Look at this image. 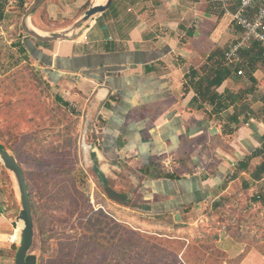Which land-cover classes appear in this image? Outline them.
<instances>
[{"label": "crops", "instance_id": "1", "mask_svg": "<svg viewBox=\"0 0 264 264\" xmlns=\"http://www.w3.org/2000/svg\"><path fill=\"white\" fill-rule=\"evenodd\" d=\"M106 1L45 0L34 13L74 22ZM230 25L216 0H113L71 38L41 45L25 36L22 43L46 82L78 111L99 170L155 163L174 172L176 179L137 180L138 208L181 217L218 201L238 180L223 185L227 174L262 142L264 123L252 111L261 71L252 74L253 91L250 79L223 81L218 93L245 92L244 99L211 117L213 106L196 99L191 85L209 53L232 44L226 47ZM16 217L0 196V264H14ZM215 242L227 258L242 256L237 264H264L263 255L227 234Z\"/></svg>", "mask_w": 264, "mask_h": 264}, {"label": "rangeland", "instance_id": "2", "mask_svg": "<svg viewBox=\"0 0 264 264\" xmlns=\"http://www.w3.org/2000/svg\"><path fill=\"white\" fill-rule=\"evenodd\" d=\"M32 1L25 0L23 6L17 0H6L0 8V144L23 170L33 206L35 235L31 252L37 255V264H84V259L78 260V254L86 240L88 243L91 240L94 254L87 264H115L114 256L119 257L117 264H182L185 257L190 264H224L225 260L237 264L240 256L227 258L224 253L216 256L222 251L212 236L220 234L245 244V251L253 249L264 256V198L262 203L253 201L255 194L261 195L259 183L245 190L242 179L238 178L221 196L225 202L217 211L202 206L187 210L181 217L164 215L154 220L138 208L141 204L136 192L137 180L131 175V168H125L107 173L106 178L108 185L118 192L134 191L133 209L123 208L107 198L92 167L94 158L89 147L92 137L85 132L78 111L56 93L21 49L27 36L21 28V19ZM235 2L229 0L231 9ZM34 14L27 23L42 34L51 32L37 29L36 23L45 29L57 28L55 32L72 24L67 19L61 25H49L41 13ZM228 32L226 47L240 34L231 25ZM242 71V81L248 82L247 72ZM259 78L262 83L258 82L260 87L252 99L253 112L264 104L263 71ZM96 163L99 167L102 162ZM214 167L211 163L212 170ZM0 177L5 191L0 194L2 203L17 216L20 208L17 185L1 161ZM9 199L13 200L14 209L10 208ZM96 210L122 226L140 230V249L134 252L126 248V233L120 236L123 228H114L110 220L100 218L102 222H97L108 234L100 233L95 222L84 226L82 222ZM171 224H186V227L176 228ZM177 239L188 240L190 247L183 255L182 251L177 252L181 243Z\"/></svg>", "mask_w": 264, "mask_h": 264}, {"label": "trees", "instance_id": "3", "mask_svg": "<svg viewBox=\"0 0 264 264\" xmlns=\"http://www.w3.org/2000/svg\"><path fill=\"white\" fill-rule=\"evenodd\" d=\"M17 1H19L21 5L23 4V6L24 5L26 6L25 0H17ZM239 1L240 0H236L235 3L237 4ZM5 3H6V0H0V7L1 5H4ZM258 5L255 3L249 9V15H252L256 12ZM31 15H35V14L33 13ZM42 17H43V20L46 22V24L53 25V26L61 25V22L48 19L43 13H41V18ZM35 27L41 31L45 30V28L41 27L39 23L38 24L36 23ZM36 43L42 45V43L40 42H36ZM21 47H22L21 49L23 50V52H25L23 44H21ZM228 48L229 46L225 50L216 49L212 51L211 53H209V55L205 59V62L200 67V72L198 73L199 78L197 80L193 79L191 81L192 88L194 89L195 94L197 95L196 99H198L199 101L203 103H209L213 106L212 108L213 112H210L208 114V117H211L212 114H218L221 111L228 108L229 106H233L241 102L244 99L242 96V93H245V92L234 93L232 91L225 89L222 93H218L216 89L222 85L223 81L229 78H235L236 80L241 79L242 76L238 75L237 71L238 69L243 68L247 72L248 78L250 79L252 83L251 87H249L248 90L253 91L255 89L256 79L252 76V74L255 71L264 72V44L259 43V42L251 43L249 47L243 50V59L239 63H236V64H229L227 62L225 58V52ZM192 73L194 74L196 72H192ZM254 117L258 120H261L264 123V105H262L259 108V110H257L254 113ZM234 122H237V120H234ZM233 129L234 128L232 127V128H228L225 131L227 132L230 131L229 133H231ZM0 148H3L2 144H0ZM90 154L94 158L92 167L95 173L97 174L99 181L102 183L104 187L103 191H104V194H106L107 198L112 203L119 205L123 208L133 209L134 207L133 201L135 200L134 191L132 190L131 191L132 194H131L130 191L118 192L117 190H114L113 188H111L107 183L106 175L103 172H101L99 170V167L97 166V163H96L97 157H96L95 152L90 151ZM131 170H132L131 175L134 176V178L139 181L143 179H158V178L176 179L178 177L174 172L165 171L161 169L155 163L141 165L137 169L131 168ZM244 175H248V176H244ZM237 178L242 179V188H244L245 190L253 188L259 183L260 188H262L261 195L255 194L253 196V201L254 203L259 202V201L262 203L263 201L262 197L264 198V134L262 135L261 144L257 148H255L251 153L245 155V157L234 166V169L230 173L227 174L223 182V185H226L228 182L233 181ZM9 183L11 184V182ZM138 185L139 183L137 181L136 192L138 189L137 187ZM11 193L13 195L12 188H11ZM0 194L1 195L5 194L4 188L1 185H0ZM223 198L224 197L220 196L218 201H215L211 205L210 209L217 211V209L221 208L225 202L222 200ZM7 202L10 203V208L14 209L13 200L9 199V201ZM32 212H33V206H32ZM93 215L94 217H92ZM83 216L85 215L83 214ZM148 216L149 218H152L154 220H159L164 215H148ZM100 218L105 219V220L106 219L110 220L114 228H123L119 234L120 236H122L124 235V233H126V236H127L126 241H125L126 248L133 249L131 251H134V252L140 249L139 248L141 244L140 237L142 238V235H140L141 234L140 230L134 229V228H132L133 230H131L125 226H122L116 221L112 220L111 218H107V216L99 210L92 212V214L90 213L87 219L82 223L84 224V226H89L90 223L93 224L95 222L94 225H97L99 227L98 229L100 230V233L108 234L107 232H103V230L100 228V225L97 223V222H102ZM171 226L176 227V228H184L186 227V224H179L178 226L171 224ZM92 235L93 234L90 235L91 238H92ZM130 236H132V238ZM135 237L137 239L136 242L134 241ZM99 238H102V237H99ZM104 239H107V238H104ZM217 239H218V236L216 235L212 236V241H216ZM177 242L179 243L181 242L177 252L182 251V255H183L184 251L190 247L187 243L188 240L187 242H185V240L177 239ZM122 250L124 251V248ZM123 251L121 252V254H123ZM224 254L223 252L219 253L218 251L216 253V256L218 255L224 256ZM93 256L94 254H93V249L91 246V240L89 241V243L86 240L85 243L80 247V251L78 254V260L84 259V264H87V261L90 262ZM117 258L119 257L114 256L115 264H117L116 262L119 263V260ZM187 261L188 259L186 257L183 258L182 264H190ZM177 264H181V263L177 262Z\"/></svg>", "mask_w": 264, "mask_h": 264}, {"label": "water", "instance_id": "4", "mask_svg": "<svg viewBox=\"0 0 264 264\" xmlns=\"http://www.w3.org/2000/svg\"><path fill=\"white\" fill-rule=\"evenodd\" d=\"M44 1L45 0H33L24 11L21 19V28L24 33L42 44L71 38L76 31L93 16L105 11L113 0H107L102 6L88 7L67 29L61 32H51L49 34H42L27 23L29 16L33 14ZM0 161L4 168L12 174L20 198V208L16 218L18 221H21L23 225L21 228V243L17 249L14 264H37L38 257L35 253L31 252L34 245L35 228L32 205L23 171L15 157L5 147L0 148Z\"/></svg>", "mask_w": 264, "mask_h": 264}, {"label": "built area", "instance_id": "5", "mask_svg": "<svg viewBox=\"0 0 264 264\" xmlns=\"http://www.w3.org/2000/svg\"><path fill=\"white\" fill-rule=\"evenodd\" d=\"M222 7L223 13L229 18L230 24L238 28V39L225 52L229 64L239 63L241 52L253 42H264V0H240L234 8H230L229 0H216ZM259 5L256 12L249 15V9L256 3ZM242 75V69H238Z\"/></svg>", "mask_w": 264, "mask_h": 264}, {"label": "bare ground", "instance_id": "6", "mask_svg": "<svg viewBox=\"0 0 264 264\" xmlns=\"http://www.w3.org/2000/svg\"><path fill=\"white\" fill-rule=\"evenodd\" d=\"M18 225L19 229L21 230L23 223L21 221H18Z\"/></svg>", "mask_w": 264, "mask_h": 264}]
</instances>
